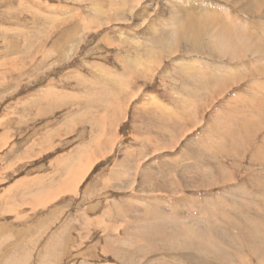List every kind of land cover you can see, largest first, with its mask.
Segmentation results:
<instances>
[{"label": "rangeland", "instance_id": "374dc122", "mask_svg": "<svg viewBox=\"0 0 264 264\" xmlns=\"http://www.w3.org/2000/svg\"><path fill=\"white\" fill-rule=\"evenodd\" d=\"M245 1L0 0V264H264V63L196 91Z\"/></svg>", "mask_w": 264, "mask_h": 264}, {"label": "bare ground", "instance_id": "6f19581e", "mask_svg": "<svg viewBox=\"0 0 264 264\" xmlns=\"http://www.w3.org/2000/svg\"><path fill=\"white\" fill-rule=\"evenodd\" d=\"M240 1L243 2V0H240ZM261 1L263 2L264 0H260L259 3H261ZM243 5L244 6L243 7L240 6L241 8H239L238 11L236 13H234V14L226 11L227 8H226V10H224V9L223 10H218V8H217V10H215L214 13H213V17L210 16L209 20L212 21V25L215 24V23H218V22H223L224 26L221 29L222 32L217 34L216 38H214L215 41H216L215 43H211V42L204 43L203 42L205 44L204 46H196V47H194V49L195 48L200 49V47H201V48H204V49H207V50H216L218 52H219V50H221V48H223L224 49V53H223V55H221L219 57V59H221V60L228 59L230 61H235V62L240 60L239 61L240 62L239 65H242V66H240L241 68H239V67L238 68H234L235 69L234 71H231V69L225 68L223 66V68L221 69L220 74L217 77H209L211 82H215V84L210 86V87H212L211 89H208L207 86H206L208 79L206 80V78L201 77L203 80L200 81L201 85L196 88V91H200L201 95H205V96L207 95L206 98H209V97H212V96H216L215 94H217L218 91H221L223 89L224 90L231 89L233 87V85H235L237 83V81H242L245 77H248L250 74H253V73L256 74V75L259 74L258 73L259 71L256 69V67H254V65H252V64H254L256 62L251 61L249 59H247L246 61L242 60L244 58L243 56H248L249 57L250 51H254V52L258 53V58L255 59V60H259L260 59L258 62H263L264 63V48H263L264 47V22H261L260 23V27H257L256 23L255 22H251V20L249 22H246V21L244 22V20H241L244 17L240 19V15L241 16L244 15L245 17H248L249 19H250V17L252 18V15L256 11H258V9H259L258 0H246L243 3ZM263 6H262V8H263ZM261 12H262V10H261ZM237 13H239V16H238ZM214 15H217V16H214ZM220 15H223L224 17H222ZM188 18H189L190 22H188L186 25H179V26L174 27V28H175L176 32L179 33L180 36L185 35L186 33L190 32L192 29H194L193 34H192L190 39L192 41H194V42H197L196 37H200L201 35H203V32L200 29L195 28V27L198 26L199 21L196 18H194V17L193 18L192 17H187L186 19L188 20ZM237 21H239L241 24H244V25L245 24L246 25H250L251 28L249 29V31H245L242 28H237V27L233 26L232 23L233 22H237ZM75 28H77V27H75ZM217 40H219V41H217ZM218 42L222 43V45L220 43L218 44ZM250 43H253V45L250 44ZM209 44H211V45L218 44L221 48L217 49V48H215V46H211V48H210ZM219 46H217V47H219ZM223 46H225L226 49ZM251 55H252V53H251ZM255 55H257V54H255ZM237 58H239V59L237 60ZM245 63H247V64H245ZM256 64H258V63H256ZM243 66L245 67V70H244V68H242ZM251 67L254 68V72L253 71H251V72L247 71V70H250L248 68H251ZM263 75H264V72L262 74H259V77H261V79H263ZM239 83H241V82H239ZM258 83H260V82H258ZM252 84L254 85L255 92H252L251 94L254 96V98H252L251 100L247 99V97L245 96V92H244V94L242 93V94H240L238 96L236 95L237 99H236L235 103H234L235 100L230 103L231 106L234 103L235 105L234 104L233 105L235 106V108H237V110L235 111L236 115L233 116L234 117L233 121L235 123L247 122V123L252 124L254 126L258 125L257 124L258 122L260 124L262 123L263 116H264V109L261 110V107L264 106V102L258 108H256L254 106V104H256V101L259 98L260 99L263 98L262 94L264 95V91L262 92L257 87V85H255V83H252ZM259 85L264 87V83H260ZM119 89H120V87H119ZM247 92H248V90L246 91V94H247ZM236 94H238V93H236ZM250 97H252V96H250ZM235 108L233 107V109H235ZM238 111H240V112L237 114ZM244 113H250L252 115V117L248 118ZM226 118H227V116H226ZM257 127H259V126H257ZM79 170H81V169H79ZM87 170L88 169L83 171L84 174L87 172ZM76 175L79 177L80 173H79V175L78 174H76ZM240 201H242V200H240ZM37 206L38 205H36V207ZM239 258H240V256H239ZM247 260L248 259L246 258V261Z\"/></svg>", "mask_w": 264, "mask_h": 264}]
</instances>
